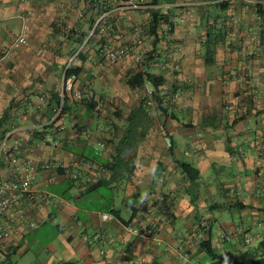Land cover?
<instances>
[{"label":"crops","instance_id":"obj_1","mask_svg":"<svg viewBox=\"0 0 264 264\" xmlns=\"http://www.w3.org/2000/svg\"><path fill=\"white\" fill-rule=\"evenodd\" d=\"M130 1L146 9L114 11L116 5L98 0H0V140L37 127L17 165L54 161L51 171L36 176L33 189L60 198L22 203L37 226L13 229L0 264H179L172 249L180 241L208 237L217 254L238 261L264 236V19L241 0L223 6L210 4L219 0ZM106 11L116 44H126L118 33L147 25L153 11L167 15L174 32L157 40L147 34L140 48L106 72L100 37L89 38ZM18 36L24 45L15 44ZM146 48L156 50L148 71L165 80L162 88L173 61L180 69L174 73L180 84L168 91L175 118L165 119L147 103L146 113L132 119L138 91L121 84ZM206 48L212 52L207 57ZM67 69L76 71L75 92L103 100L122 89L125 103L96 113L69 102L61 120L41 130L64 92ZM179 95L191 96L179 106ZM98 141L107 143L100 155L93 151ZM8 144H17L15 134ZM80 161L112 168L90 186ZM182 164L198 172V181L186 179ZM73 168L80 170L77 181L69 176ZM9 177L0 161V179ZM168 197L172 202L164 203ZM139 222L159 224V246L126 232V225ZM227 230L232 235L222 241ZM249 236L257 241L246 246ZM198 249L194 257L201 261L206 256Z\"/></svg>","mask_w":264,"mask_h":264},{"label":"built area","instance_id":"obj_2","mask_svg":"<svg viewBox=\"0 0 264 264\" xmlns=\"http://www.w3.org/2000/svg\"><path fill=\"white\" fill-rule=\"evenodd\" d=\"M231 0H219V1H210V4H219L230 2ZM248 3H252L254 5H261V0H241ZM99 3L102 4H114L116 5L115 10H120L124 12H132L138 10L146 9V6L138 3L132 2L130 0H98ZM179 5H173L170 9L179 8ZM257 19H260L257 16ZM109 18L108 11L104 12L102 15L97 17L94 21V24L91 27L90 37H94L95 35L104 39V45L101 48V57L102 60L110 66H114L119 62L123 61L131 52L135 51L137 48H140L144 39L147 35V29L143 28L141 25H133L131 28V34L122 35L118 33L116 36L119 41H126L125 43L116 44L110 35L112 27L107 23ZM174 29V22L171 20L168 23H164V34L170 35V32ZM165 36V35H164ZM171 36V35H170ZM26 43V39L24 36H18L15 39L16 45H24ZM146 56V51L140 50L137 55L134 57V64L138 66V68H143V61ZM3 58L7 57V52H3ZM174 65V64H173ZM175 69H177V66ZM74 77L72 76L68 82L64 85V92H70L72 90V82ZM149 86L146 85L145 89L148 91V94H151L149 91ZM64 92L61 95L60 102L56 105L51 114V118L46 122L45 125L41 127L45 128L49 125L54 124L57 119L62 118L63 111V101H64ZM76 98H81V93H76ZM89 103H94L93 111L98 113L103 111L108 105V100H98L93 101L91 97L88 99ZM38 101L43 102L42 98H39ZM37 127L33 128H25L14 132L17 136V144L9 145L8 139L13 135L9 134L0 140V161L9 169L10 177L9 179H0V249L5 247L11 237L13 229L17 228H26V229H34L37 226V223L29 213L21 208L22 203L27 201H33L35 199L40 200L43 204H50L53 201L60 200L55 195L46 192V191H36L33 189V184L36 180V176L40 172H49L54 168V161H49L43 164H34L28 163L23 167H18L17 159L22 154L23 146L28 142V140L36 133L38 130ZM46 143L56 146V141L53 140L52 137H46ZM106 148V145L103 141H98L93 145V151L100 155ZM79 164L85 169L86 177L85 182L88 185H94L97 183L99 177L107 176L108 171L106 168L97 166L91 162H82ZM79 168H73L69 171V176L74 181H77L80 177ZM173 198H167L164 200V203L172 202ZM101 219L103 221H107L110 219V215L105 213L101 215ZM155 221V220H153ZM125 230L130 235L137 237L141 240L150 241L155 243L156 245H160L162 243V239L160 237V226L156 222L152 225H147L143 223H131L125 226ZM232 235V231L227 230L221 235V240L225 241ZM98 238V237H97ZM256 238L254 236H249L244 240V245L250 246L254 242H256ZM201 241L197 239L194 243H186L184 241H180V243L173 248V253L175 255L176 260L179 264H200L199 260L194 257L195 248H199ZM103 252H100L102 255ZM107 263H110V260H106ZM57 264H71V263H57Z\"/></svg>","mask_w":264,"mask_h":264},{"label":"trees","instance_id":"obj_3","mask_svg":"<svg viewBox=\"0 0 264 264\" xmlns=\"http://www.w3.org/2000/svg\"><path fill=\"white\" fill-rule=\"evenodd\" d=\"M227 3H229V2L220 3V4H217L216 6H223ZM255 8H256L257 16L264 19V7H262V5H255ZM138 11H141V10H138ZM169 21H171V20L169 19V17L167 15H162V14L157 13L156 11H153V15L150 18V22L147 25H141V26L143 28L147 29L148 35H151L155 40H157L158 36H160V34H161V36L164 34L163 33L164 23H168ZM159 28L162 29V31H160L161 33H159ZM173 32H174V29H172V31L170 32L171 36H172ZM92 37H90V38H92ZM261 41L264 42V31H263L262 36H261ZM99 42L102 44V46L104 45V39L103 38H100ZM205 52H209L208 54L206 53V57L212 53L208 48L205 49ZM154 53H156L155 49H151L149 52L146 53V56H145L144 61H143V68L140 69V68H138V66H133V68L128 72V75H126L125 84H126L127 88L129 90H132V91L144 90L145 86L148 85L151 88V94H150L149 98L152 101V103L156 106V109L158 110L160 116L164 117L165 119H172L175 117H174V115H172L169 112V109L167 107L168 100L165 98V96H163L161 94V91H160V88H162V86H164V84H165V80L162 77L154 76L153 74L149 73V71H148V64L150 62H152L153 59L155 58L153 56ZM71 76H73V77L76 76V71L71 70V69H67L65 71V83H66L67 79L70 78ZM78 92L81 93L80 99L76 98V93H78ZM86 95H88V96L84 97L85 93L81 92V91L75 92L73 87H72V90L70 92H64L62 117L65 114V112L67 111V104L69 102H76L77 101V102L83 104L84 106H87V107H90L93 109L94 103H89L87 99L89 97H91V99L94 102L98 101V100H102L100 98L98 99L94 96H90L89 94H86ZM59 102H60V98L58 97V101L55 104V106L58 105ZM147 102H148V98H146V97L139 101L140 107L136 112L133 113V117H132L133 120L138 121L140 119V116L143 113H146L145 112V106L147 105ZM144 117H146V114L144 115ZM59 120H61V118L57 119L56 122H58ZM54 124H52V125H54ZM52 125H49L48 127L42 128L41 130H45ZM95 159H97V158H95ZM103 166H105V168H109V169L112 168L108 164H106V165L103 164ZM181 171L189 182L195 183L196 181H198V179H199L198 172L195 169H193L189 164H182L181 165ZM96 187H98V185ZM198 250L200 252H202L208 258L209 264H264V236L257 242L256 245L249 247L247 249V251H245L243 254H241L238 261H231V260L227 259V257L225 255L217 254L212 248L211 239L209 237L203 238V240L201 241V243L199 245ZM199 262H200V260H199Z\"/></svg>","mask_w":264,"mask_h":264},{"label":"rangeland","instance_id":"obj_4","mask_svg":"<svg viewBox=\"0 0 264 264\" xmlns=\"http://www.w3.org/2000/svg\"><path fill=\"white\" fill-rule=\"evenodd\" d=\"M144 51H146V53L147 52H149L150 50L148 49L147 50V48L146 49H144ZM205 51V50H204ZM177 65V62H176V60L175 61H173L172 62V64H171V67H172V69H171V72H172V74H170L169 76V78H168V83H167V85H166V87H165V89H164V87L163 88H160V91H161V94L163 95V96H165V98L168 100V102H169V105H171V106H173V108L172 109H176V107H177V105L174 103V104H171V98H170V93L168 92L169 91V89H171V87L172 86H176V84H180V80H179V78H177L176 77V74H174V73H179L180 74V69H175V66L174 65ZM133 66H136L135 64H132L131 65V67H130V69H127V72L126 73H128L132 68H133ZM116 66H110V65H107L106 63L104 64V65H101V68L102 69H104L106 72H108V71H110V69L112 68H115ZM126 78V77H125ZM126 81V80H125ZM125 81H124V79H123V84H121L122 85V87H124V86H126V84H125ZM186 82H188L187 80H186ZM188 84V83H187ZM120 88H121V86H120ZM167 88H168V90H167ZM119 90V89H118ZM117 90V92H115V93H112L108 98H104L103 100H108V101H110L109 102V105L106 107L107 109L106 110H108V109H111V110H113V108L115 107V105H121V103H125V100H122L123 99V97L125 98V96H123V92H122V89H120L119 91ZM166 90H167V92H166ZM149 91H151V88H149ZM120 92V93H119ZM149 94H148V91H146V89H144V90H139L138 91V94H137V99L140 101L141 99H144L145 97L146 98H148V104H153L152 103V101L150 100V98H149ZM191 96V95H190ZM190 96H188V97H184V98H182V100H180V95H179V97H178V103H179V106L181 105V104H183V102H184V100H186V99H189L190 98ZM180 101H182L181 103H180ZM75 118H78L75 114L73 115ZM102 192H104V191H102ZM200 199H202V200H204V198H203V196L201 195L200 196ZM217 226L216 227H214V231L213 232H215L216 230H217ZM213 235H215L214 233H213ZM200 264H209V260H208V258L207 257H204L203 259H201V261H200Z\"/></svg>","mask_w":264,"mask_h":264}]
</instances>
